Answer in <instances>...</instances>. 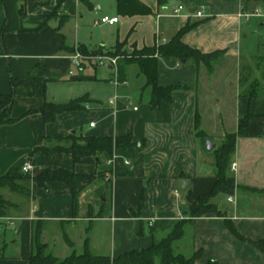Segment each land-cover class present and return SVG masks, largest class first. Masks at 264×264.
Listing matches in <instances>:
<instances>
[{"label":"crops","instance_id":"0c3cea01","mask_svg":"<svg viewBox=\"0 0 264 264\" xmlns=\"http://www.w3.org/2000/svg\"><path fill=\"white\" fill-rule=\"evenodd\" d=\"M90 1L92 6L81 0H0V95L13 94V121L0 124V175L27 174L19 165L30 161L36 174L57 167L92 177L74 206L63 181L17 179L25 191L0 185V197L9 202L0 217V264H29L35 236L45 253L58 259L85 251L115 257L149 246L168 230L158 222L188 217L192 202L213 188L215 155L228 133H235L225 170L228 184L208 200L223 216L201 210L173 245L185 256L200 250L197 263L264 264V71L254 74L249 69L258 63L241 61L250 59L244 15H259L255 3L261 0H167L161 7L157 0H140L152 13L134 16L118 14L114 0ZM178 5L182 8L174 13ZM104 15L118 21L97 23ZM187 26L183 43L201 53H223L209 65L159 57L158 84L175 88L156 107L136 63L119 65L117 59L120 83L115 84L109 63L82 60L76 67L70 58L79 46L105 53L122 42L130 53L166 43ZM131 64L138 69L134 80L126 69ZM229 88L231 98L223 94ZM82 96L87 97L83 108L43 121L39 110L45 102L63 104ZM227 98L225 117L232 115L233 129L217 111ZM205 125L218 132L210 150L200 138L207 134ZM71 133L130 135L134 144L100 164L92 157L73 163L66 152L31 154L46 138Z\"/></svg>","mask_w":264,"mask_h":264},{"label":"trees","instance_id":"16d2710c","mask_svg":"<svg viewBox=\"0 0 264 264\" xmlns=\"http://www.w3.org/2000/svg\"><path fill=\"white\" fill-rule=\"evenodd\" d=\"M88 6L91 5L90 0H81ZM117 13L123 16L147 15L151 14L152 10L149 6L140 0H114ZM167 0H157L159 7L165 5ZM189 27L181 28L168 42L162 44H154L152 46H143L140 49L134 48L130 53L122 50L123 42L117 43L113 50L106 51L105 54L116 56L125 63H136L140 72L145 76V85L151 88V106L156 107L162 100H169L171 92L175 86H160L158 84V59L159 57L172 58L177 61H185L192 59L195 62H203L205 64L223 53L222 50L212 53H201L200 51L187 46L182 42V35ZM82 54L86 55L102 52L100 49L87 51L81 46L78 47ZM13 94L0 95V124L9 123L13 118L9 116ZM87 101L86 96H82L67 103L54 104L45 102L40 107V112L44 122L53 121L55 116L61 112L78 110L83 108ZM250 115L244 117L241 122L238 132L242 133ZM198 134L200 131L197 132ZM235 133H228L225 142H223L215 155L216 165V182L209 193L196 201L192 202V209L188 217L178 220H163L158 222L161 227L168 228L167 234L161 236L147 247L128 250L115 257L109 255H94L89 251L80 254L71 253L63 259L45 253V245L39 241L37 236L33 237V253L29 256V264H154L155 259L159 258L161 264H217L216 260H208L205 263H197L196 260L201 254V251H195L190 256H185L181 253L175 254L172 257L173 242L179 239L184 233V226L190 222L201 210H213L218 216H223L212 204L208 203L211 196L215 195L221 184H228L225 180V170L230 160V155L234 146ZM131 136L111 137L108 135H75L68 134L67 136H59L54 138H46L43 145L37 146L31 154L40 151L46 157L56 152H66L72 157L73 163L84 161L88 157H92L94 162L100 164L104 159H110L114 151L118 148L132 146ZM18 169V168H16ZM37 168L33 175L22 174L15 177L9 173L0 175V185H8L15 191H25V189L16 183L17 179L33 178L38 183H44L49 180H58L65 182L71 192L73 206L76 205L80 191L88 184L92 177L89 175L79 174L72 169H64L57 167H47L41 169L36 174ZM103 170H98L96 175L101 176ZM9 204L8 201L0 197V217L5 214V209ZM156 227V226H155ZM230 231L236 234L234 228L229 225ZM154 228V226H153Z\"/></svg>","mask_w":264,"mask_h":264},{"label":"rangeland","instance_id":"374dc122","mask_svg":"<svg viewBox=\"0 0 264 264\" xmlns=\"http://www.w3.org/2000/svg\"><path fill=\"white\" fill-rule=\"evenodd\" d=\"M255 7H256V10H258L259 15H257L256 13L249 14L250 16H248L246 18V19H249V22H244L243 29H242L243 37L245 34L246 35L245 40L247 43H249V46H250V47L248 46L249 52H250V59L247 60L246 58H242V60H241L242 63L245 62V63H249L250 65H252L253 61H255V63L256 62L258 63V66L256 64L255 68L250 67V69H249L254 74L257 73L258 69L261 72H262V70L264 71V0L256 2ZM243 42H244V40H241V45ZM77 50L81 53V51L79 49H77ZM98 52L99 51H97V53H94V54L87 53L86 55H90V56L93 55L94 56V55H98V54L103 53V52H100V53H98ZM125 64H126L125 62L119 61V65H125ZM116 69L118 72V63H116ZM126 69H128V76H130L134 80L136 78V74L138 73L137 66L135 64H131ZM217 69L218 68H216L215 70L218 71ZM228 92H229V94H226V91H224L223 94H224V96L228 95V97L231 98L234 90L232 92L230 89ZM225 104H226V107H222V106L217 105V111L221 112L222 118L224 119V122H225L224 123L225 126H229L227 128L233 129V124L231 123L232 122V115L225 117V115L227 114L226 111H228V112L230 111V108H229L230 103L228 101V98H227V102H225ZM205 126H206L205 127L206 130H208L207 134H202L200 137L202 142L204 143V146H206L207 141H212L213 138H215L216 134L218 133V132L216 133V129H215L216 126L215 125H213L210 128L207 125H205ZM19 167H21V166L19 165ZM18 171H20V170H18ZM220 197H221V195L219 194L218 198H220ZM258 198H261V197L258 196ZM222 199H224V197H222ZM244 203H245L244 205H246L247 201L245 200ZM166 229H168V228H166ZM168 230H166L165 234H167ZM177 250H176L175 246L173 245L172 246V253H173L172 257L173 258L175 257V254L178 253ZM154 264H161L159 258L155 259ZM168 264H175V263H168Z\"/></svg>","mask_w":264,"mask_h":264},{"label":"built area","instance_id":"2783aa9c","mask_svg":"<svg viewBox=\"0 0 264 264\" xmlns=\"http://www.w3.org/2000/svg\"><path fill=\"white\" fill-rule=\"evenodd\" d=\"M182 8V5H178L173 11L174 13H177L180 9ZM202 13L201 11H196V15L200 16ZM246 18L249 16L248 14L244 15ZM118 21V16H108L104 15L101 16L96 22L101 23V24H114ZM71 61L74 66L80 67L82 65V60H93L97 64H104V63H109L114 71L113 73V78L112 81L115 84L120 83L119 78H118V72L116 69V63H117V57L116 56H111L107 55L105 53L98 54V55H84L80 53L77 49L71 54L70 56ZM69 73H72V70L69 71ZM90 125H93V123H90ZM110 162L113 161V158L109 160ZM232 169L235 168V163H232L231 165ZM21 172L23 173H33L34 172V166L30 161H25L21 167L19 168ZM109 175H106V180H109ZM231 200V198H229Z\"/></svg>","mask_w":264,"mask_h":264},{"label":"water","instance_id":"95a60500","mask_svg":"<svg viewBox=\"0 0 264 264\" xmlns=\"http://www.w3.org/2000/svg\"><path fill=\"white\" fill-rule=\"evenodd\" d=\"M213 146H214V144H213L212 142H210V141H207V142H206V148H207L208 150L212 149Z\"/></svg>","mask_w":264,"mask_h":264}]
</instances>
